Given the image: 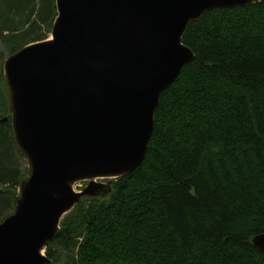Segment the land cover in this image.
I'll use <instances>...</instances> for the list:
<instances>
[{
  "label": "trees",
  "instance_id": "1",
  "mask_svg": "<svg viewBox=\"0 0 264 264\" xmlns=\"http://www.w3.org/2000/svg\"><path fill=\"white\" fill-rule=\"evenodd\" d=\"M55 16V0H0L7 55ZM181 41L194 56L160 95L144 159L61 218L53 264H264V0L207 10ZM26 173L0 68V221Z\"/></svg>",
  "mask_w": 264,
  "mask_h": 264
},
{
  "label": "water",
  "instance_id": "2",
  "mask_svg": "<svg viewBox=\"0 0 264 264\" xmlns=\"http://www.w3.org/2000/svg\"><path fill=\"white\" fill-rule=\"evenodd\" d=\"M256 1L55 0L50 37L2 64L27 173L0 221V264H53L44 250L61 218L144 159L160 95L194 56L181 41L188 22ZM251 242L264 251V232Z\"/></svg>",
  "mask_w": 264,
  "mask_h": 264
},
{
  "label": "rangeland",
  "instance_id": "3",
  "mask_svg": "<svg viewBox=\"0 0 264 264\" xmlns=\"http://www.w3.org/2000/svg\"><path fill=\"white\" fill-rule=\"evenodd\" d=\"M50 28H51V26L47 27L46 24L42 25V26H40L39 30L35 33V35H40L42 37V39H43V37L48 38V37H50V30H51ZM8 32L9 31L5 30L2 32V34H0V66H1L0 68H1L2 75H3V70H2L3 60L7 56L8 50L10 49V47L12 45H14V44L9 43V41L7 39L6 34ZM96 181L104 183L108 180L107 179H96ZM86 185H87V181H80L74 185V189L80 190L83 187H85Z\"/></svg>",
  "mask_w": 264,
  "mask_h": 264
}]
</instances>
